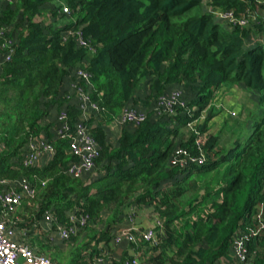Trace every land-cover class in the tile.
<instances>
[{
    "label": "trees",
    "instance_id": "trees-1",
    "mask_svg": "<svg viewBox=\"0 0 264 264\" xmlns=\"http://www.w3.org/2000/svg\"><path fill=\"white\" fill-rule=\"evenodd\" d=\"M202 5L211 12L189 16ZM220 12L235 21H216ZM1 27L15 45L12 60L0 63V181L25 178L33 188L20 206L27 214L15 217L30 236L41 234L35 224L49 209L65 224L74 209L89 218L70 239L86 233L70 261L42 235L33 246L39 254L54 251L53 264H91L110 252L117 222L149 209L162 229L156 245L128 246L140 260L218 264L231 259L240 234L250 264H264V0H13L0 3ZM76 68L91 75V99L100 107L87 122L98 156L84 179L66 174L75 158L47 123L61 110L70 126L76 122L65 90ZM175 88L185 106L167 113L159 102ZM236 88L256 97L253 111L239 103ZM127 106L145 111L146 120L120 128L109 143L104 125ZM41 135L56 157L23 167V148ZM176 151L185 166L171 164ZM105 213L104 228L95 229ZM126 256L109 264H126Z\"/></svg>",
    "mask_w": 264,
    "mask_h": 264
},
{
    "label": "built area",
    "instance_id": "built-area-1",
    "mask_svg": "<svg viewBox=\"0 0 264 264\" xmlns=\"http://www.w3.org/2000/svg\"><path fill=\"white\" fill-rule=\"evenodd\" d=\"M13 0H0V3H10ZM67 9L63 13H67ZM216 21L233 23L235 20L230 12L214 13ZM244 25L243 22H238ZM80 45H85L79 41ZM15 41L8 37L6 27L0 28V63L10 62L13 58ZM91 75L83 68H76L70 74L65 90L70 103L76 106L79 116L76 122L70 126L68 122V113L61 110L52 116L51 121L47 119V123L51 124L50 131L54 134V138L67 140L68 150L72 157L75 158L66 170V174L72 179H84L89 177L95 167V160L98 156V146L89 130L88 121L91 117L96 119L100 107L91 99L92 84ZM184 107L185 101L183 95L178 91H172L164 95L159 102V107L167 113H172L175 107ZM158 111L157 108H154ZM146 113L143 110L127 106L122 110L120 115L112 122L113 126L120 128L124 126H137L146 120ZM204 138L197 140V145L202 144ZM56 148L47 140L46 136L41 135L37 139H30L22 150L21 165L23 167L46 166L56 157ZM184 155L181 151H176L171 164L185 166L186 163L181 157ZM187 160V159H185ZM189 163H197L202 165L203 159H188ZM187 162V161H186ZM0 264H53L44 254H39L37 249L26 239L25 229H19L23 223L15 214L19 210L23 202L33 196V188L29 181L25 178L5 179L0 181ZM74 209L67 215V223L60 224L56 221L55 213L52 209L42 213L39 223L35 224L37 232L44 231L51 234L53 239L59 243H67L76 236L88 223L87 215L76 213ZM133 213V212H132ZM128 214L123 220L128 225L121 226L112 231V244L115 247L137 245L138 243H147L156 245V232L162 229V222L157 215H153L150 227L140 231L137 229L133 221V215ZM38 228L40 230H38ZM54 237V238H53ZM246 237L240 234L234 236L230 247V257L235 264H250L245 249ZM65 245V244H64ZM114 253H103L94 259L91 264H109L110 260L119 259ZM126 264H149L147 261L140 260L135 255Z\"/></svg>",
    "mask_w": 264,
    "mask_h": 264
},
{
    "label": "rangeland",
    "instance_id": "rangeland-1",
    "mask_svg": "<svg viewBox=\"0 0 264 264\" xmlns=\"http://www.w3.org/2000/svg\"><path fill=\"white\" fill-rule=\"evenodd\" d=\"M210 7L209 6H205V5H202V9L201 11L199 10V8H195L190 14L189 16H192V15H197L198 13L200 12H206V13H210L211 10H209ZM39 20L44 24V25H49L51 22L50 20L44 16V17H39ZM224 27H226V25L224 24ZM9 32V31H8ZM238 90V93L237 94V99L239 101L240 104H242L246 109L248 110H252L254 109V107L256 106V102H252L253 100H255L256 97H249V94L247 93V91L243 90V89H240V88H236ZM175 91H180L179 88H175ZM251 95V94H250ZM247 96V97H246ZM184 99V98H183ZM187 101V99H186ZM53 114L55 115V113L53 112ZM99 121H97L95 123V125H99ZM101 124V123H100ZM104 130H105V133L108 135V140H109V143L111 142L112 144H114L116 142V138L118 136V133H119V130H120V127L118 126H113L112 123L108 124V125H104ZM229 142V138L228 137H224L221 139V144L222 145H225ZM18 213L19 214H27L26 212L23 211L22 207L18 210ZM30 212L28 211V214ZM69 213V212H68ZM133 215V221L132 223L134 224V226L137 228V229H140V231L150 227L151 223H152V219H153V215L150 213L149 209H145V210H141V211H138L137 213H135V211L132 213ZM56 216V215H55ZM68 216V215H67ZM66 216V217H67ZM107 213L103 214L101 217H100V222L96 223L94 228L97 229V230H101L104 228V222L106 221L107 219ZM40 221V220H38ZM36 222V223H39V222ZM56 221L60 224H65V223H61L60 221H58V218L56 217ZM128 225V222L127 221H124V220H121V222H117L115 224V228H119L121 226H126ZM19 229H25L26 231V239L27 240H31L34 238L36 244L35 246L37 247V242H39L38 240H36V238H39L38 236H43V243H46L48 240L50 242L49 245H47L48 247L52 248V247H56L59 249V253L61 254V258L62 259H65L70 261L72 259V257L74 256V253L76 251V247L77 245H79L78 243H80V237H83L86 233H82L80 234V237H78V240L79 242H74L71 240L67 243H60L59 245L57 244L58 241H55V239H53V241H51L50 239V236L52 237L51 234H47L45 233L44 231H41L39 233L41 234H35L33 231L31 232L32 233V236L29 235L30 233V230L28 228H25L23 225L22 226H19ZM38 230H40L38 228ZM45 234V235H44ZM54 238V237H53ZM58 245V246H56ZM111 250H109L111 253L113 252L115 256H119V257H123V255H127L126 258L129 259V258H132L133 256L137 255L139 256L141 252H139V250H133L132 248H128L127 246H121L120 248L119 247H115V246H110ZM150 249V248H149ZM148 249V250H149ZM74 252V253H73ZM109 252V253H110ZM51 253H54L53 252H48V251H45L44 254L49 258L51 259L52 261V257H51Z\"/></svg>",
    "mask_w": 264,
    "mask_h": 264
},
{
    "label": "crops",
    "instance_id": "crops-1",
    "mask_svg": "<svg viewBox=\"0 0 264 264\" xmlns=\"http://www.w3.org/2000/svg\"><path fill=\"white\" fill-rule=\"evenodd\" d=\"M27 241H28V244H30L31 246H34L35 245L34 238L32 239V241L31 240H27ZM55 241H57V240H55ZM57 244L58 245L60 244L59 241L57 242ZM58 245H56V246H58ZM20 264H25V263H20ZM218 264H235V263L233 262V260L230 259V260H226V261L220 262Z\"/></svg>",
    "mask_w": 264,
    "mask_h": 264
}]
</instances>
